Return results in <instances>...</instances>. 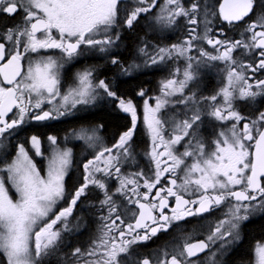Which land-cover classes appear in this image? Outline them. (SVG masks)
Listing matches in <instances>:
<instances>
[{
  "label": "snow or ice",
  "instance_id": "6c2138e0",
  "mask_svg": "<svg viewBox=\"0 0 264 264\" xmlns=\"http://www.w3.org/2000/svg\"><path fill=\"white\" fill-rule=\"evenodd\" d=\"M121 5L122 0H0V13L21 15L18 25L6 27L0 34V149H4L5 139L20 135L32 122L72 116L100 99L112 101L130 120L114 144L99 150L95 149L103 144V125L81 126L61 138L47 135V153L37 135L0 153V255L4 264H43L44 258L56 253L63 234L71 230L69 217L90 186L102 195L101 226L91 247L72 249L75 259L70 264H81V260L82 264H128L136 245L167 233L174 223L179 227L185 219L210 220L205 214L214 211L223 215L212 222L204 240L178 242L171 249L164 247L149 256L136 257L131 264H200L201 253H207L208 264H221L217 253L223 256L230 246L242 241L241 224L249 219L250 210L264 211V111L246 121L232 107L236 96L254 99L260 94L252 91L253 83L264 93V80L250 83L251 77L237 71V67L264 70V13L252 22L245 19L253 12L254 0H222L218 11L207 0L203 4L194 0L187 8L182 0H138V6L123 15ZM153 9L157 12L152 24L160 32L173 29L180 17L190 25L187 37L179 44L153 45L152 55H148L146 44L138 49L148 56L144 67L184 59L183 79L162 81L161 92L165 96L182 94L196 79L194 65L198 68L201 63L218 62L223 68L222 84L215 94L202 99L209 102L211 117L233 123L227 132L216 133L209 150L197 135L201 120L198 109L182 119L175 114L165 117L160 113L166 99L156 97L154 106L145 99L143 124L151 137L149 156L154 161L149 176L142 169L121 171L135 163L132 141L139 118L133 101L117 95L104 79L95 80L90 69L74 74L73 84L66 85L64 91L61 81L67 63L87 50L110 51L120 40L119 27L131 30ZM217 16L228 24L242 22L240 38L220 39L212 34V18ZM201 23L203 30L198 34ZM219 33L223 35V30ZM201 41L212 51L200 47ZM49 50H59V55ZM193 52L195 55H190ZM241 52L258 56L255 65L238 63L234 54ZM111 63L119 65L120 61L113 56ZM140 67L133 63L121 71L130 75V69ZM138 95L144 97V90ZM195 99L192 93L176 103L186 105ZM218 100L222 103L217 104ZM70 138L88 142L94 149L82 162L81 182L71 193L66 188L73 164V149L67 146ZM34 156L46 158V175H41ZM109 180L118 182L111 191ZM117 195L139 209L131 213L134 219L130 222L122 218L114 198ZM254 251L255 264H264V244L255 245Z\"/></svg>",
  "mask_w": 264,
  "mask_h": 264
},
{
  "label": "flooded vegetation",
  "instance_id": "af4514ba",
  "mask_svg": "<svg viewBox=\"0 0 264 264\" xmlns=\"http://www.w3.org/2000/svg\"><path fill=\"white\" fill-rule=\"evenodd\" d=\"M194 2V0H182V4L185 8L189 7ZM200 3H205V0H199ZM214 6V10L218 11V6L222 3V0H207ZM133 6H138L132 3ZM157 12V9H153L147 14V17L141 16L140 20L135 24V26L129 30L123 26L119 27L117 30L120 34V40L110 51L95 53L96 50H87L82 56L76 60L67 63L62 69V81L61 90H65L66 85H72L75 79L76 73L83 72L85 69H90L92 72L94 69L97 70L98 80L104 79L106 82L110 83V87L113 91L117 92V95L131 99L138 111V125L136 132L132 141V148L135 155V163L125 165L121 169L122 172H136L138 170H143L145 174L151 175L154 169V161L150 159L149 153L152 148L151 137L148 135L147 129L143 124V105L144 100L148 99L150 105L154 106L155 98L159 96V90H161L162 81L168 79H175L177 81L183 79L182 73L184 68L175 67H165L159 64L149 67H140L139 69H130L131 74L126 75L121 71V66L113 65L111 60L113 56L117 57L121 63L126 68H129L130 63H135L136 59L139 57L138 49L143 44V39H139V42L135 44L132 49H126L125 39L126 32H131L134 30L137 24L144 23L146 28L151 30V37L155 43L164 42L169 43L172 41H179L185 39L188 35V30L190 25L187 20L183 17L177 19L176 25L171 30H165L163 32L158 31L152 24V17ZM264 13V4L261 0H254L253 12L245 19L252 22L257 19L259 15ZM200 20V17H197ZM21 21V15L8 16L6 14L0 13V34L6 27H12L13 25H18ZM195 27V26H192ZM212 34H215L218 38L224 39L228 38L230 40L238 39L239 34L244 29V24H228L222 22L220 17L212 18ZM223 30V35H220L219 30ZM155 30V32H154ZM203 24L197 28V33H202ZM55 34V33H54ZM200 47H204L207 51H212L210 46H207L203 41L199 44ZM53 55H59V50H49ZM128 58V59H127ZM234 58L238 63L248 64L252 63L255 65L258 56L254 53H243L239 55L234 54ZM141 59V57L139 58ZM110 60V61H109ZM138 65V64H137ZM179 69V71H175ZM237 71H243L246 77H251L250 83L255 81L264 80V70H257L252 72L247 69H241L237 67ZM222 72L223 68L218 62H209L204 67H200L199 70L195 69L196 79L189 82L184 92L175 93L173 96H165L168 103L165 109H162L160 115L167 116L175 114L177 119H182L186 115H190L192 111L199 110L201 114V120L198 122L199 127L197 129L198 137L202 138L207 144L208 149H211V141L216 138V133L220 130L227 132V129L233 123V121L228 120L226 122H220L209 115L211 107L207 100L202 99L203 97H208L215 94L218 88L222 84ZM144 73V82L140 83L133 90H126L125 83L127 79L136 78L141 79V74ZM174 74H177L174 76ZM140 90H144L145 96L141 97L138 95ZM252 91L258 94L253 98H240L238 96L233 100L232 107L237 111L245 120L255 119L260 111H264V93L255 86L253 83ZM195 93V101H189L186 105L176 103L183 97ZM235 96V94H234ZM222 103L218 100L217 104ZM103 113L113 114L118 120L117 128L115 130H110V127L104 122ZM79 117V119L77 118ZM96 125H103V131L100 135L103 139V144L99 145L97 149L104 146H111L115 143L118 135L126 130L130 126L129 115L118 111L112 101L109 99H100L94 105L82 108L78 110L72 116H65L56 121H46V122H32L27 125L25 130L22 131L20 135H15L9 139H5L4 149L11 150L17 143H23L26 138L31 135H37L40 137L43 147L42 151L47 153L48 149L46 147L45 137L49 134L55 135L58 138L70 135L74 131H78L81 126L84 127H94ZM166 137L168 133H165ZM63 146V145H62ZM67 146L73 149V164L66 179V188L69 193L81 182V177L83 175L82 162L91 157L94 149L89 147L88 142L77 141L70 138L67 142ZM107 155V154H106ZM37 168L46 175V158L42 159L40 157H33ZM99 175V174H98ZM179 182V181H178ZM161 183H164L162 178ZM118 186V182L115 180L108 181L109 190H113ZM143 190V189H141ZM155 191V190H154ZM121 208V215L125 223L130 222L134 218L131 213L133 211L138 212L139 209L135 205L129 204L122 197L117 195L114 197ZM102 199L100 191L90 186L88 189V194L82 197L74 208L73 215L68 219V228L71 229L63 234L62 241L60 242L58 251L47 258L43 259V264H70L72 259L71 251L72 249L79 247L85 250L91 247V242L95 240L97 230L101 226L100 221V211H99V201ZM222 213L219 211H214L211 214H205V217L210 216V220H206L202 217H192L179 222L180 226L177 227L173 224V228L169 229L167 233L161 232L158 237L148 241L147 243H142L136 245L131 252L128 264L136 259V257L149 256L153 252H157L158 249L167 247L171 249L179 241H173V236L175 234L181 233L183 236L188 237L187 243H193L198 240H204L206 235L204 234L205 229L210 227L213 221H217L222 217ZM224 218H227L226 216ZM56 227H60L57 225ZM174 229V230H173ZM241 234L242 241L238 244L230 246L228 252L221 256L217 253L216 259L221 261V264H255V245L264 244V211L257 208L255 211L249 212V219L242 222L241 224ZM214 250V249H213ZM83 259H91L89 257H84ZM123 259V258H122ZM192 259H197L193 257ZM200 264H208L207 253L199 254ZM82 264V260H81Z\"/></svg>",
  "mask_w": 264,
  "mask_h": 264
},
{
  "label": "trees",
  "instance_id": "16d2710c",
  "mask_svg": "<svg viewBox=\"0 0 264 264\" xmlns=\"http://www.w3.org/2000/svg\"><path fill=\"white\" fill-rule=\"evenodd\" d=\"M132 0H122V5H121V14L123 15L124 12H126L127 10H129L131 7H133L132 5ZM149 28H146V25L144 23L142 24H137L136 27L134 28L133 31L131 32H126V39H125V44H126V49H132L136 43L139 42V39H143L144 37H148L151 38V33L148 32ZM128 59V58H127ZM144 73L141 74V79H138V77L136 78H131V79H127L126 83H125V88L126 90H133L135 89L140 83H143L144 80ZM104 115V122L107 124L108 127H110V130H115L117 128V124L119 122V120L113 115V114H109V113H103ZM182 234H175V236H173V241H179L180 240V236Z\"/></svg>",
  "mask_w": 264,
  "mask_h": 264
},
{
  "label": "rangeland",
  "instance_id": "374dc122",
  "mask_svg": "<svg viewBox=\"0 0 264 264\" xmlns=\"http://www.w3.org/2000/svg\"><path fill=\"white\" fill-rule=\"evenodd\" d=\"M132 2H134V4H136V5H138V0H132ZM148 32L149 33H151V30L150 29H148ZM154 32H155V30H154ZM153 34V33H152ZM184 39H182V40H179V41H172V42H169V43H164V42H157V43H155L154 42V40L153 39H151V38H148V37H144L143 38V44H142V46H140V48L141 47H144L145 46V44L148 46L147 47V49H146V51H147V53H148V55H152V54H154V48L152 47L153 45H160V46H170V45H172V44H179V43H181L182 41H183ZM199 44H200V42H199ZM114 47H116V45L114 46ZM95 53H101V52H99V51H96ZM139 56V58L141 57V59H136V62H137V64L138 65H141V67H144L143 66V62L145 61V60H147L148 59V56H145V55H143V54H138ZM190 55H195V53L193 52V53H190ZM110 61V60H109ZM133 64V62L132 63H130V65H132ZM159 65H161V66H165V67H175V68H184L185 67V61H184V59L183 58H179V59H177L175 62H173L172 60H167V61H165V62H161V63H158ZM205 65H207V64H204V63H201L200 65H199V67L198 68H196V66L194 65V69H196V70H199L200 69V67H204ZM119 66H121L122 68H123V65H121V63H120V65ZM124 68H126L125 66H124ZM176 71V70H175ZM97 74H98V72H97V70L96 69H94L93 70V75H94V78H95V80H98V76H97ZM177 74H174V76H176ZM163 92H161V90H159V97H161V98H163L164 97V95L162 94ZM154 103V102H153ZM144 106V105H143ZM0 153H3L2 152V150H0ZM41 175H43V173L41 172ZM211 229H210V227H209V225H208V227L205 229V231H204V234L205 235H207L208 234V232L210 231ZM188 237H186V235H181L180 236V241L179 242H188ZM4 260H5V258H4V256H2V255H0V264H4Z\"/></svg>",
  "mask_w": 264,
  "mask_h": 264
},
{
  "label": "water",
  "instance_id": "95a60500",
  "mask_svg": "<svg viewBox=\"0 0 264 264\" xmlns=\"http://www.w3.org/2000/svg\"><path fill=\"white\" fill-rule=\"evenodd\" d=\"M199 241V240H198ZM195 242H197V241H195ZM194 243V242H193Z\"/></svg>",
  "mask_w": 264,
  "mask_h": 264
}]
</instances>
